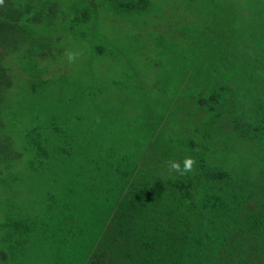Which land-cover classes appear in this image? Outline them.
Masks as SVG:
<instances>
[{
    "label": "trees",
    "instance_id": "1",
    "mask_svg": "<svg viewBox=\"0 0 264 264\" xmlns=\"http://www.w3.org/2000/svg\"><path fill=\"white\" fill-rule=\"evenodd\" d=\"M154 17L183 62L166 58L158 104L117 113L74 161L80 132L47 123L34 88L84 100L79 80L54 83L72 44L101 56L100 36ZM0 264H264V0H0Z\"/></svg>",
    "mask_w": 264,
    "mask_h": 264
},
{
    "label": "rangeland",
    "instance_id": "2",
    "mask_svg": "<svg viewBox=\"0 0 264 264\" xmlns=\"http://www.w3.org/2000/svg\"><path fill=\"white\" fill-rule=\"evenodd\" d=\"M153 14L155 16L159 15L157 11ZM153 19L154 21L151 23L147 33L145 32L146 29L137 30L126 22L123 27L117 25L114 31L108 32L107 37L100 36L99 39L105 41L104 54L101 56L94 49V46L98 45V41L96 42L95 38H85L81 42L72 44L71 47L74 49H69L68 52L73 51L76 53L78 51L79 54L77 53L71 61L68 59L67 54L63 57L62 62L68 65L67 69L69 71L65 70L68 74H65V71L62 72V75L58 76L54 83H59L65 76L79 80L85 85L81 89V93L84 94V100H75L70 95L61 96L53 93V88L48 95L40 92L37 87L34 88L35 93L31 96V105L35 111L42 110L43 107L47 109L44 114V119L47 123L55 122L59 130L63 129L70 132L78 130L80 132L81 143L76 146L86 149L87 152L83 153L74 149V161L82 160L87 155L88 149L90 148L91 150L93 144H97L100 133L105 128L106 121L112 119L117 113H119V120L123 119L125 122L131 118L132 113L135 115L144 114V103H147L150 97L153 103L158 104L160 87L155 85V81L157 77L165 75L166 58H174L180 63L183 62L179 48L175 46V44H179L178 40H173L175 44L172 45L174 51H176L175 56L167 54L162 49V46L157 47L155 37L158 35L154 31H160L161 25L159 27L156 26L159 18L154 17ZM167 21H170L172 25L176 22L175 19L170 17ZM106 25V28L110 26L109 24ZM174 26L176 27V25ZM164 37H167V35L164 34ZM61 38V44L65 43V39L72 43L74 42L71 39V34H61ZM190 45H187V51L195 55L197 44ZM129 59H131L130 61L140 75L143 74V77L139 76L136 80L144 88L143 92H146L145 95L139 96L140 93H135L134 90L139 83L137 81L132 82L127 77L128 72L132 70L136 72V69L131 65L132 68L127 67L130 64ZM116 72H120V74L116 75ZM55 85L53 84V87ZM92 85H94L95 90H102L101 94L93 100L90 99L93 91ZM15 86V91L20 97L18 103L23 101V103L29 105L28 93L18 85ZM133 92L134 95L131 96ZM48 114H51L49 120L47 118ZM52 127L55 128L54 126ZM53 140L55 141L54 138ZM56 146L61 147L64 145H61L58 141ZM24 161L25 159L21 160L22 172L27 173L28 176L26 178L30 177L33 181L37 177V173L34 171L31 173L27 172L24 169ZM68 172L71 174L70 168ZM55 177L57 178V176Z\"/></svg>",
    "mask_w": 264,
    "mask_h": 264
},
{
    "label": "clouds",
    "instance_id": "3",
    "mask_svg": "<svg viewBox=\"0 0 264 264\" xmlns=\"http://www.w3.org/2000/svg\"><path fill=\"white\" fill-rule=\"evenodd\" d=\"M75 55L76 53H74L73 51H69L67 53V57L70 61L74 58ZM168 166L171 172H174V173H177L178 175L183 176L184 174L191 173L193 164H192V161L190 160H184L182 164H177L174 161H169Z\"/></svg>",
    "mask_w": 264,
    "mask_h": 264
}]
</instances>
